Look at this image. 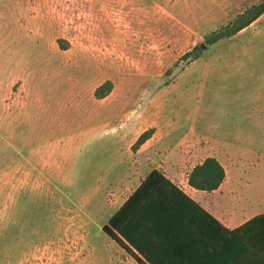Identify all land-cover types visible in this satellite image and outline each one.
I'll use <instances>...</instances> for the list:
<instances>
[{
    "label": "rangeland",
    "instance_id": "374dc122",
    "mask_svg": "<svg viewBox=\"0 0 264 264\" xmlns=\"http://www.w3.org/2000/svg\"><path fill=\"white\" fill-rule=\"evenodd\" d=\"M263 2L0 0V264H132L101 227L169 153L181 183L217 152L264 212V12L182 57Z\"/></svg>",
    "mask_w": 264,
    "mask_h": 264
},
{
    "label": "trees",
    "instance_id": "16d2710c",
    "mask_svg": "<svg viewBox=\"0 0 264 264\" xmlns=\"http://www.w3.org/2000/svg\"><path fill=\"white\" fill-rule=\"evenodd\" d=\"M263 12L264 2L247 6L182 57L197 58L202 44L236 34ZM111 88L107 80L94 96L103 98ZM153 132V127L142 131L131 149ZM224 179L225 169L214 156L204 157L187 174L188 185L207 192ZM101 230L137 264H264V212L228 228L158 169L148 172Z\"/></svg>",
    "mask_w": 264,
    "mask_h": 264
},
{
    "label": "crops",
    "instance_id": "0c3cea01",
    "mask_svg": "<svg viewBox=\"0 0 264 264\" xmlns=\"http://www.w3.org/2000/svg\"><path fill=\"white\" fill-rule=\"evenodd\" d=\"M150 138L147 139L143 144L140 145V147L137 149V152H139L140 150H142V147L147 144L149 142ZM217 148H219L218 146H216ZM206 156H214L216 157L219 161L221 159V156L217 153V152H212L210 154H207ZM205 156V157H206ZM176 157V155L169 153L168 155H166L165 157V161H163V163L161 164V167H155L152 169H158L161 170L166 177H168L172 182H174L179 188H181L186 194H188L191 198H193L194 200H196L203 208H205L206 210H208L210 213H212L216 218H218L220 220V222H222L226 227L228 228H234L236 226H238L239 224L243 223L245 220V214L243 212L244 209V205H238L240 202H242V198L238 197L237 195H227L225 194L224 197H221V189L222 186L224 184V181L221 183V185L212 191H204V190H197L193 187H191L190 185H188L187 183V174L189 172V170L192 168H190L188 170V172L185 174L183 180L181 183L177 182L175 180L176 177V173H175V169L174 166L172 164V159ZM221 163V161H220ZM222 164V163H221ZM151 169V170H152ZM150 171V170H149ZM148 174V173H147ZM225 180V179H224ZM140 183V182H139ZM138 186V185H137ZM136 186V187H137ZM135 187V188H136ZM134 188V189H135ZM133 189V190H134ZM132 190V191H133ZM131 191V192H132ZM130 192V194H131ZM129 194V195H130ZM128 195V196H129ZM127 196V197H128ZM228 196V197H227ZM126 197V198H127ZM125 198V199H126ZM125 199L123 200V202L125 201ZM221 201H230L232 202L233 205V209L232 210H227L225 207H223L222 205H219V203ZM122 202V203H123ZM121 203V204H122ZM120 204V205H121ZM120 207V206H119ZM118 207V208H119ZM116 208L113 213L118 209ZM219 212V213H218ZM112 213V214H113ZM111 214V215H112ZM121 249V248H120ZM121 253L123 255H126L125 258L129 261L132 262V264H137L129 255L127 256V254L125 253L124 250L121 249ZM133 261L135 263H133Z\"/></svg>",
    "mask_w": 264,
    "mask_h": 264
},
{
    "label": "water",
    "instance_id": "95a60500",
    "mask_svg": "<svg viewBox=\"0 0 264 264\" xmlns=\"http://www.w3.org/2000/svg\"><path fill=\"white\" fill-rule=\"evenodd\" d=\"M202 46H204V44H202Z\"/></svg>",
    "mask_w": 264,
    "mask_h": 264
}]
</instances>
